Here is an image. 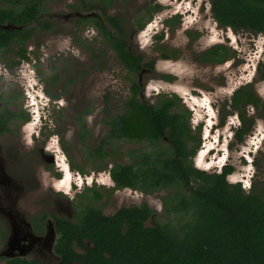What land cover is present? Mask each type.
<instances>
[{"label": "trees", "instance_id": "obj_1", "mask_svg": "<svg viewBox=\"0 0 264 264\" xmlns=\"http://www.w3.org/2000/svg\"><path fill=\"white\" fill-rule=\"evenodd\" d=\"M0 1L8 3L0 7V50L16 42L26 57L25 42L34 33L32 23L48 27L40 18L43 0ZM101 1L111 4L113 0ZM211 2L212 15L221 27L264 35V0ZM110 19L114 26H120L118 18ZM7 24L21 28H3ZM97 24L100 26L98 21ZM117 32L122 39L107 29L102 34L128 72L136 75L144 66L153 67L142 65V55L129 49L123 28ZM235 55L231 48L220 44L208 49L200 59L222 63ZM132 82V95L124 112L118 115L124 117L112 122L107 140L129 139L148 143L154 149L140 151L136 163L116 170L114 178L121 187H136L141 182L139 187L146 192L168 190L165 210L174 219L148 226L146 222L152 215L146 207L123 209L112 217L90 208L84 225L61 223L63 237L56 246L61 264H73L76 260L86 264H264V187L254 183L246 190L240 183H229L226 175L233 171L231 166L223 174L194 168L190 157L200 146L201 125L197 131L192 129V112L177 95H161L155 104L145 103L139 98V83L134 79ZM249 105L264 118V99L256 95L252 84L239 88L231 99V107L240 111L242 120L237 131L239 141L254 123L248 117ZM226 108L225 104L223 110ZM165 137L166 147L162 145ZM82 236L95 241V248H87L86 256L77 255L71 245L64 247L65 243L72 244V238Z\"/></svg>", "mask_w": 264, "mask_h": 264}, {"label": "rangeland", "instance_id": "obj_2", "mask_svg": "<svg viewBox=\"0 0 264 264\" xmlns=\"http://www.w3.org/2000/svg\"><path fill=\"white\" fill-rule=\"evenodd\" d=\"M157 1L161 10L154 14L153 26L145 32L136 33L134 31L131 35V30L130 33L131 49L143 53L146 56V62L153 58H159L158 55L161 54L159 47H162L163 44L168 43L172 46L169 51H175L172 56L174 59L165 61L158 59L154 72L146 71L138 76L129 74L115 59L113 51L106 46L104 41L95 40V37H99L94 26L86 23L77 27L73 17L69 20L64 19L75 14L76 11L83 14L85 0H44L42 6L44 10L41 17L42 19H52L55 23V29L52 33L38 31L28 45V48L38 53L37 56L32 55L33 58L39 57L43 64L40 66L39 74H37V80L44 89L46 88V91L48 89L54 96L65 98V110L62 111V116L59 118L57 116L58 121L54 124L55 133L59 137L54 136L49 146H58L57 140L60 139L62 145L64 143V147L71 152L74 161L82 165L85 172L90 171L89 174L92 176L95 172L98 180L106 183V186L101 185L104 188H102V192L106 193L101 204H105L108 200L104 207L107 214L114 213L123 206L139 205L144 202L156 209L159 214L148 222V226H153L158 222H170L174 219L173 215L167 214L164 207L163 198L167 195L166 192L144 194L131 190H121L114 195H108L111 183L108 181V176L104 174L105 172L99 174L100 162L95 164L89 162L85 153V144L81 143L78 136L80 124L76 120L79 113L86 107L95 108L94 113L87 117L93 133L86 144L89 143L90 147L96 146L98 140L108 130V127L103 123L104 113L119 115L124 112L133 79L140 81L146 88L142 95L143 100L154 102L160 94L168 96L176 94L182 98L183 106L193 111V129L202 126L200 135L202 141L198 155H205L203 164H201L202 157L199 159L200 168L208 173L217 171L212 159L219 156L222 153L219 150L223 149L227 153L224 155L225 158L228 156L229 163L235 168L230 181L235 183L241 180V173L243 172L247 177L246 183L243 184L244 188L250 190L252 183L264 187V119L258 117L260 111L254 107L248 109V116L257 117L254 129L243 144H236L235 142L232 143L234 139H230L231 134L227 132V129L239 124L238 112L231 114L230 108H227L226 111L223 110V106L227 100H231L234 91L247 83L252 84L256 95L262 100L264 99V35L248 30L235 31L220 27L210 11L211 0H195L194 4L185 0L179 2L176 0ZM151 2L152 0H131L128 3H118L112 6L109 13L122 16L128 24L127 20L133 22L135 18L147 21V8L152 4ZM0 7H5L4 2L0 1ZM178 10L179 13L189 11V15H181L182 23L174 21V23L169 24L170 26L166 25L165 38L159 39L158 36L162 33L161 21L175 12L178 16ZM154 27H156V31L153 30ZM80 28L81 31H79ZM194 32L199 33V35L195 36ZM219 44L229 46L236 55L228 58L229 60L225 63L217 65L204 64L198 60L197 56L201 52ZM102 51V57L96 60L99 63L106 62V64L105 66L101 64L102 68L96 69L98 62L95 61L94 63L91 55L93 52L99 54ZM16 52L15 44L11 45L7 51L0 52V64L3 66L17 59ZM31 74L33 75V73ZM56 74L58 80L49 81V78L55 77ZM24 75L28 79V75L26 73ZM163 75H172L173 79L166 81L162 79ZM8 80V84L1 82L0 88L6 84L5 86L20 91L23 90L22 85L27 86L23 79L20 82L22 85L14 83L16 76L12 73ZM31 80L28 79V81ZM30 83L34 85L33 82ZM67 89L69 92L66 91ZM30 91L33 90L30 89ZM198 102H202V104ZM223 114L230 115L226 117ZM225 117L226 124H222ZM213 124H217V126L215 125L212 130ZM217 127L219 129H216ZM210 130L212 131L209 134ZM203 133L209 134V139L203 140ZM215 137V141L210 143ZM44 139L45 136L38 141ZM37 144L40 143L37 142ZM162 145H165V141ZM258 146H260L258 151H254L249 157L247 155L249 151ZM146 147L147 144L144 143L127 142L119 144L115 156L118 162H132L129 153ZM212 147L216 154L206 155ZM206 159H211L210 164L205 163ZM252 160L254 163L250 164ZM81 191L82 189L75 190L71 192V196L78 200L77 193ZM50 203L54 208L57 205L60 206V211L63 214L69 215L73 212L70 203L62 198L59 201L54 199ZM54 261L56 258L51 260L52 264ZM0 264H2L1 261Z\"/></svg>", "mask_w": 264, "mask_h": 264}, {"label": "flooded vegetation", "instance_id": "obj_3", "mask_svg": "<svg viewBox=\"0 0 264 264\" xmlns=\"http://www.w3.org/2000/svg\"><path fill=\"white\" fill-rule=\"evenodd\" d=\"M130 1L131 0H113L111 4H106L101 0H85L83 4V14L76 11L75 14H71L64 19L69 20L73 17L74 24H76L77 27L86 23L94 26V30L96 29L98 31L99 37H95V40L101 39L102 42L104 41L106 46H108L109 49L113 51L115 59H117L116 53L112 46H110L107 39L103 36L102 31L103 29H107L111 31L117 38H121V35H119L117 31L120 30V27L123 28L126 33L125 40L128 43L129 49L138 56L142 55V65H153V67L144 66L142 70L138 71V73L135 75L138 76L139 74L146 71L154 72L158 59L163 61L174 59L172 56L175 54V51L171 50L170 52L169 49L172 48V46H170L168 43H165L162 45V47H159V49H161V54L158 55L159 58H153L151 61L146 62V56L143 53H139L131 49L130 37L133 35V32H145L149 27L153 26V16L156 12L161 10V6L157 0H152V4L147 8V21H144V19L141 18H135L133 22L131 20H127L129 24L122 16L111 15L109 13L113 5L118 3H128ZM176 1L179 2L180 0ZM185 1L191 4L195 3V0H190L191 2L188 0ZM43 3L44 0L40 7V18L41 20L47 22L46 24L48 27L47 29H44L39 25L32 23L34 33L25 42L24 52L26 57L22 56V51L19 48L20 44H16V42H11L9 47H5L0 50V52H5L13 44H15L17 47V59L12 60L11 63L4 64L3 66L0 64V84H2L1 82L8 84V77L11 75V73L12 75L16 76L14 83L17 85H22L20 82L23 79L25 84H27V86L22 85L21 87L23 90L20 91L12 87L5 86L6 84L3 85V88H0V261L2 264H22L23 261H27L30 264H52L51 260H54V258H56V261H54L53 264H61L62 257L56 250L59 240L63 237L60 226L61 223L67 222L69 224H73L75 227L84 225L86 223V217L90 212V208H97L103 215L108 217L115 216L119 211L123 209H130L132 207L148 208L151 211V217H155L159 214L156 209L152 208L151 205L145 202L139 205L134 204L123 206L114 213L107 214L104 211V207L108 200L105 204H101L102 200L106 197V193L102 192L103 187L101 185L106 186V183L98 180V177L95 176V172L93 173V176L92 174H89L90 171L85 172L83 166L74 161L71 152L69 149L64 147V143L62 145L60 139L57 140L58 146H49L51 141H53L54 136L59 137V135L55 133L54 124L57 123L59 116H62V111L65 110L66 103L64 97L54 96V94H52L48 89L46 91V88L44 89L42 84H40V82L37 80V74H39L40 66L43 64L41 63L39 57L33 58L32 56H37L38 53L28 48L29 43L36 36L38 31L41 30L45 33H52L55 29V23L52 19H42L41 17L44 10L42 9ZM4 4L5 6L8 5V3L5 2ZM97 10H99V12H97ZM177 12L179 13L180 11L178 10ZM188 12L185 11L183 13H179L178 16H176L175 12L170 17L162 20V33L158 36V38H165L166 25L170 26L169 24L174 23V21L182 23L181 15H189ZM110 18H118L120 26H114ZM97 21L100 23L102 28H100V26L97 24ZM153 30L156 31V27H154ZM74 31L77 32V30ZM79 31H81V28ZM193 34L195 36L199 35L197 32H194ZM189 35L193 37L191 33H189ZM208 49L201 52L200 55L197 56L201 63L217 65L223 64L229 60V57H227L222 63L203 62L200 59V56ZM102 54L103 51L99 54H97V52H93L91 55L94 63L95 61L98 62V66L96 65L95 67L96 69H100L102 68V65L105 66L106 64V62L99 63V61L96 60L101 58ZM14 68H16L15 71ZM124 69L127 71L126 68ZM25 73L28 75V79H32L31 81H28L24 75ZM31 73H33V75ZM128 73L134 76V74L130 72ZM166 76L171 77V79L165 78ZM49 79V81H57L58 76L56 74L55 77H50ZM162 79L169 81L172 80L173 77L172 75H163ZM71 81H74V79H71ZM30 82H33L34 85H32ZM137 82L141 88L139 98H141V100L145 103L155 104L157 99L154 102H149L142 99V95L146 88L141 84L140 81ZM132 86L133 82H131L129 90L130 94L128 98L130 95H132ZM30 89L33 91L31 92ZM237 90H235L234 93ZM66 91L69 92V89ZM161 95L165 94H160L159 96ZM173 95L166 96L172 97ZM128 98L126 99V102L128 101ZM182 101L183 100L181 98V103ZM198 103L202 104V102ZM226 105L227 108L231 109V114L238 112L237 117L239 119V124L237 126L229 127V129H227V132L231 134L230 139H234L232 143L235 142L236 144H243L247 136H249L253 131L257 117L248 116L250 119H253L254 122L252 129L245 135L242 141H239L237 138V131L242 127V120L239 116L240 111L236 109L234 110L231 107V100H227ZM253 107V105H249L247 107V111ZM94 111L95 108L86 107L79 113L78 117L76 118L77 122L80 124L78 136L81 143L85 144V153L87 154L89 162H93L94 164L100 162L101 166H98L99 174L105 172L104 174L108 176V181L111 183L108 195H114L117 191L121 190H131L133 192L135 191L144 194L165 191L167 194L163 198L165 207V199L169 195L168 190H150L146 192L143 188L139 187L141 182H139L136 187H121L118 186L114 178V173L116 170L136 163L135 158L138 156L140 151L152 150L154 147L148 143L134 142L129 139H123L120 141H115L114 139L107 140L112 131V122L119 118H123L124 116H118V114L110 115L105 113L103 116V123L106 127H108L107 133L98 140L96 146L90 147L89 143L86 144V142L93 132L89 127L87 117L92 115ZM190 111L193 112L192 110ZM192 116L190 119L191 124L193 120ZM226 117L223 119L222 124L225 123ZM258 117L262 118L261 116ZM215 125L217 126V124L212 125V130ZM216 129L219 128L217 127ZM193 130L197 131L198 127ZM212 130L209 131V134ZM209 134L205 135V133H203V140L209 139ZM43 136H45V139L38 141ZM215 139L216 137L213 138L210 143H213ZM105 141H109V143H105ZM163 141H165V145L163 146L166 147L168 145L166 137ZM37 142L40 144H37ZM127 142L144 143L147 144V147L144 149L131 151L129 155L132 162H118L115 154L119 149V144H124ZM208 145L210 146V144ZM200 146L197 148L196 154L193 157H190V161L193 163L194 168L205 171L204 169L200 168L201 164L204 162L203 157L205 155H198ZM259 148L260 146L257 148H252V150H250L247 155L250 157L254 151H258ZM219 151L222 153L212 159L213 163L216 165L215 169H217V171L215 170L213 173L223 174L225 168L231 166L233 167V171L226 175V180L231 184L240 183L244 188L243 184L246 183L247 178L245 173H241V180H238L235 183L230 181V177L234 173L235 168L229 163L228 156L225 158L224 155L227 154L225 153V150L220 149ZM243 153L245 154L246 152L244 151ZM214 154H216V151L212 147L207 151L206 155L212 156ZM62 157L64 159H61ZM201 157L202 161L200 164L199 159H201ZM243 157L245 158V155ZM210 161L211 159H206L205 163L210 164ZM252 161L250 164L254 163V161ZM80 189H82V191L77 193L78 200H76L71 196V192H74L75 190L78 191ZM61 198L67 200L70 203L73 209L71 214H63L60 211V206L57 205L56 208H54L51 205V201L54 199L59 201ZM150 220L151 219H149L148 222ZM148 222H146L147 225ZM72 240V244L65 243L64 247L66 248L67 246L71 245L73 251L77 255L86 256L87 248H95V241L90 237L82 236L81 238H72ZM73 264L86 263L76 260L73 262Z\"/></svg>", "mask_w": 264, "mask_h": 264}, {"label": "water", "instance_id": "obj_4", "mask_svg": "<svg viewBox=\"0 0 264 264\" xmlns=\"http://www.w3.org/2000/svg\"><path fill=\"white\" fill-rule=\"evenodd\" d=\"M3 28L8 29V30H15V29L21 28V26L20 27H17V26H14L12 24H7V25L3 26Z\"/></svg>", "mask_w": 264, "mask_h": 264}]
</instances>
